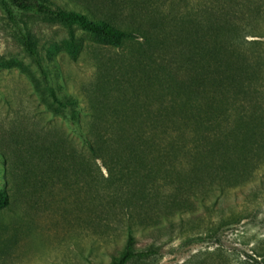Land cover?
I'll return each mask as SVG.
<instances>
[{
	"label": "trees",
	"instance_id": "obj_1",
	"mask_svg": "<svg viewBox=\"0 0 264 264\" xmlns=\"http://www.w3.org/2000/svg\"><path fill=\"white\" fill-rule=\"evenodd\" d=\"M4 1L76 26L107 49L128 47L101 63L88 95L87 131L78 128L76 101L49 91L88 154L58 140L25 149L23 158L24 169L41 162L49 179L69 184L88 228H126L123 250L107 264H146L164 231L201 224L197 203L244 187L264 167V0H88V16L47 0ZM21 42L37 62L31 38ZM80 48L71 35V59ZM9 204L0 190V212ZM206 210L210 218L213 210ZM230 222L216 224L209 240L219 242ZM138 230L152 243L137 247ZM206 240L196 235L191 242Z\"/></svg>",
	"mask_w": 264,
	"mask_h": 264
},
{
	"label": "rangeland",
	"instance_id": "obj_2",
	"mask_svg": "<svg viewBox=\"0 0 264 264\" xmlns=\"http://www.w3.org/2000/svg\"><path fill=\"white\" fill-rule=\"evenodd\" d=\"M47 1L53 9L90 14L88 0ZM22 35L31 38L37 62L25 52ZM71 35L81 41L75 60L65 50ZM128 51L127 46L107 49L76 26L21 12L0 0V190L10 199L0 212V264H107L123 250L126 228L112 225L105 234L88 228L85 215L74 208L76 196L69 192V184H62L54 174L49 179L50 169L37 161L27 167L33 172L27 175L23 158L25 149L47 147L58 140L81 155L88 154L70 120L54 109L49 91L60 100L71 97L76 101L78 128L87 131L91 121L88 95L101 63ZM102 173L105 176L103 169ZM206 208L213 210L210 218ZM194 214H202L201 224H190L185 232L179 228L164 231L157 237L158 255L146 264H261L264 167L244 187L197 203ZM186 217L190 215L173 220ZM232 217L234 222L222 228L219 242L209 240L216 224ZM144 233H133L137 247L152 243ZM196 235L207 240L191 242Z\"/></svg>",
	"mask_w": 264,
	"mask_h": 264
}]
</instances>
